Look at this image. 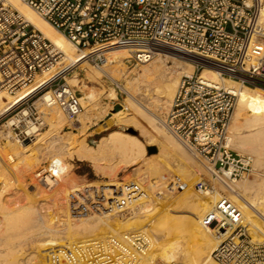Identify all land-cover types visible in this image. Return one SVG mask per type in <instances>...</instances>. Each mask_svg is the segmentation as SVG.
<instances>
[{"label": "built area", "instance_id": "2783aa9c", "mask_svg": "<svg viewBox=\"0 0 264 264\" xmlns=\"http://www.w3.org/2000/svg\"><path fill=\"white\" fill-rule=\"evenodd\" d=\"M22 1L65 35L92 65L102 66L113 48L128 49L131 60L139 63L162 50L192 63L196 73L181 76L166 126L210 171L212 181L199 179L195 188L201 193L214 191L218 180L234 182L251 173L252 156L229 145L235 93L197 72L211 68L220 76L264 88L262 0ZM75 68L61 49L0 0V90L12 96L24 91L0 120L15 113L19 125L13 124L11 130L16 138L24 141L32 134L20 127L21 118H29L38 129L43 125L42 112L32 99L46 91L50 92L47 105H57L70 123L77 119L81 94L66 81ZM43 73L48 74L38 81ZM49 168L34 174L46 191L54 188L57 178ZM100 184L75 193L80 201L71 200L69 213L128 212L127 206L143 195L137 183ZM202 224L218 235L211 252L216 264H264V236L252 235L241 212L225 199L216 212L204 216ZM150 247V234L136 230L72 244L63 258L71 264H141Z\"/></svg>", "mask_w": 264, "mask_h": 264}, {"label": "bare ground", "instance_id": "6f19581e", "mask_svg": "<svg viewBox=\"0 0 264 264\" xmlns=\"http://www.w3.org/2000/svg\"><path fill=\"white\" fill-rule=\"evenodd\" d=\"M1 1L11 5L29 24L33 25L56 47L61 49L66 59L69 62L75 63L76 68L73 72L78 69L83 70L89 67L86 69L87 73L84 74L85 78L91 77L87 82L95 81L100 83V80L107 79L111 81L112 84H107L106 90H103L100 87L88 85L87 82L85 83V87L81 84L82 81H78L77 83V80L73 77L69 80L66 78L70 86L73 88L76 87L80 91L81 105L83 102H91L97 105V110L104 116L111 110L110 101L118 99V95H120L123 100V107L113 114V116L118 119V122L125 121V123L130 122L134 124L139 128L146 142L157 141L151 132L142 124L140 121L141 119L149 126L153 127V129H155V131L174 149L173 152H171L167 147L165 148L160 144L158 153L155 157L146 155L144 165H147V170L150 171V174L158 176L156 180L141 181L143 175L142 172L139 171L140 167H138V169H135V171L129 174V176L132 175L131 181L126 182L128 181L126 180L124 182L127 184L136 182L142 189H148L149 187L147 186L150 183L151 185L154 183V186H156L155 188H160V192L168 194L182 184H179L180 181L175 179L171 174L174 171L178 172L179 168L174 170L173 164H178L181 160V162H186L185 168H181V170L183 169L182 171L179 169L182 174L183 171H185V175L193 178V180H195L196 177L200 179L205 178L207 181L210 180V171L206 164H204L202 160L199 162L195 160L197 156L194 155L181 140L171 133L166 126L169 107L181 76H190L195 72V66L192 63L178 62L180 61L178 60L179 54L169 50H162L161 53L155 54L148 62L139 63L131 60L128 49L113 48L106 54V61L103 65L98 67L88 63L83 55H81L82 52L81 54L80 52L78 53L73 43L65 35L54 29L24 1ZM261 19L264 21V0H262ZM167 59H172L171 65L166 64ZM129 61L132 62L133 66L129 65ZM113 67L118 68L117 72L113 71ZM200 71L198 74H200L203 79L223 84L236 95L234 109L228 124L229 145L239 153H247L252 156V170L254 169L255 172H252L251 178H243L245 177L243 176L234 182L218 180L216 182L215 191L221 193L229 191V201L239 206V209L245 217L253 224L252 225L246 220L249 223L248 231L258 237L260 236V234H258L259 231L264 232V88L220 76L217 71L211 68L204 67ZM47 74L48 73H43L42 75H38L37 80H42ZM23 92L24 91L12 96L0 90V115L8 111L16 101L15 98L22 95ZM49 99L50 92L46 91L38 100H40L39 103L42 113L47 114L48 121H54L55 119L61 118L62 115L57 107L50 108L55 104L47 105L45 101ZM82 111L78 115H80ZM23 113L25 114V111H23ZM16 121H18V119L11 117L6 123L12 126ZM23 128L27 133L32 134H30V137L26 138L27 140L24 142L17 138L20 146L11 145V152L9 153L4 152L3 148L0 146V159L3 160V164L0 163V264H31V260H33L32 258L34 256L26 252V250L29 249L26 245H32L34 241H36V245L40 241L41 244H38L42 245L43 243V246L45 245L44 247L46 248L55 246V250L53 251L52 248L53 252H50L54 254H52V257L55 256V258L53 257L55 259L54 264H71L68 263L67 260H64L63 253L70 250L72 244L86 243L97 239L95 233L99 228V218L101 217L99 216V218H97L96 214L89 211L88 214L82 217L80 216L81 218L84 217V224L82 226V223L79 224L78 220H75L74 216L69 213L71 201H64V197H61L63 198H60L61 200L59 199V192L63 190H60L61 185L59 187L56 183L53 189L46 191L42 186L37 184L36 180L35 182L34 180L31 182L30 180L29 182L27 181L34 167H37V170L42 169L43 171H47L46 168L39 165L40 159L38 160L36 156L38 149H42L41 144L43 142L41 143V141H43L46 134L39 132V129L31 120L27 122V127ZM114 133L113 135L110 134L111 136L109 139L111 142L107 146L108 150H104L105 152L101 155H92L90 150L86 149L83 152L80 151L76 153L77 159L88 160L97 168V171L101 173V175L111 178L115 177L121 169H124L121 168L122 165L128 167L137 164L142 157L145 156L147 150H145L144 142L134 135L119 132ZM56 142L50 140V145L54 146ZM83 143L84 142H82V144ZM69 144L64 146V151L61 152L62 155L66 153L69 156H73L74 149H72ZM48 151L51 152L52 150L48 149L47 152ZM156 152L147 153L151 155ZM41 153L44 154L42 151ZM12 155L15 158H13ZM192 156L195 157V159ZM43 158L45 157H42V159ZM180 164L182 165V163ZM178 166L176 165V167ZM14 171L17 175L18 184H21L20 186L26 185L27 188H25L27 191L29 193L31 191L32 193L31 195L25 193V196L22 197L20 201L11 200L6 197L8 190L13 186L11 176ZM225 173L227 174L228 171ZM152 178H154L153 175ZM62 187L64 186L62 185ZM37 194L42 197L37 198ZM209 195L210 197H208ZM211 196L210 192H205L204 194L193 187L192 191L185 196L187 197L186 201L184 200L185 203L182 201L184 206L181 209L180 205V207L176 205L179 210L172 209L173 211L171 210L172 212L170 213L164 210L167 214L165 215L164 213V216L160 217L157 221L156 225L159 230L155 228L157 231L152 232L154 234L151 236V245L152 241L156 243L165 242L167 246L165 249L172 248L173 255L169 259L165 257L160 258V264L161 262L164 263L174 259H178L179 261L174 260L168 264H216L213 259V261L211 260V252L218 242V235L211 229L204 227L202 222L197 219L200 212L197 207L200 208L203 206L210 213L217 211L220 200L211 198ZM158 198H155V196L150 197L146 199L145 203L138 201V206L141 205L143 207L140 213L148 212L149 209L155 207L158 201H160ZM65 200H67V198H65ZM77 202H79V200L77 201L76 199L74 204ZM131 206L134 207L133 205ZM136 209L137 208H134L135 211ZM170 209L171 208H169L168 211ZM189 213L194 214L193 219H182V217H186L185 215ZM70 216L74 218L73 224L76 225L78 223L81 225L79 227H82L81 229L87 232L88 235H74L73 231L71 233V231L68 230L70 225L68 227L62 225L68 223V221L66 223H64V221L65 218ZM120 217H122L118 220L120 225V228H118L120 230L111 228L108 225L106 228L107 231L102 232V235H104L102 238L141 230L140 224L144 222L142 216H134L135 218H132V221L135 223L133 226H128L132 221L130 220L131 222L129 223V220L124 219V215ZM108 218V216H104L105 220ZM69 219H71V217ZM79 221L82 220L79 219ZM172 225H175L176 227L174 228L176 229H173ZM169 226H171L172 232H170ZM76 227H78V225ZM78 230L79 228L76 232ZM150 230L148 228V231ZM33 245H35V243ZM43 246H37L38 249L36 247L35 249L39 250L43 256L46 253L48 255V249L44 251ZM35 249H33V252H35ZM167 252L168 251L165 253L167 254ZM35 254L37 253L35 252ZM56 261L58 263H56ZM39 262H41V260ZM47 263H49V261Z\"/></svg>", "mask_w": 264, "mask_h": 264}, {"label": "rangeland", "instance_id": "374dc122", "mask_svg": "<svg viewBox=\"0 0 264 264\" xmlns=\"http://www.w3.org/2000/svg\"><path fill=\"white\" fill-rule=\"evenodd\" d=\"M78 53H79V51H78ZM80 54H81V52H80ZM178 60H180L178 62H188L187 60H184V59H178ZM129 62H130L129 65L133 66L132 62L131 61H129ZM166 64L167 65H171L172 64V59H167L166 60ZM88 68H86V69H88ZM86 69H83V70L78 69V70L74 71L73 73H71V75L69 77H67V80H69L71 77H73L74 79L77 80V83H78V81H82L81 84L85 86V83L87 82V80L91 79V77L90 78H85L84 77V74L87 73ZM117 69L118 68L113 67V71L114 72H117ZM204 70H208V69H204ZM197 74H198V72H197ZM100 83H102V84H100ZM100 83L99 82H95V81L87 82L88 85L97 86V87L102 88L103 90H106L107 84H112L111 81H109L108 79L107 80H100ZM74 89H76L80 93V91L76 87H74ZM12 99H14V98H12ZM38 99H37V97H35L34 99H32V101L35 104H37L39 106L40 110H41V106H40V103H39L40 100H38ZM110 103H111V110H109V112L107 114L102 116L99 113V111L97 110V108H96L97 105H94L91 102H83L82 103L83 111H82V113L80 115L77 116V119L73 123H70V122H68L65 119V117L63 116V114L61 113V111L59 110L57 105H53L50 108L57 107L58 110L60 111V114L62 115L61 118L55 119L54 121H48L47 114H43L42 113L43 125L41 126V128H39V132H41L42 134H46V135H45V138L43 139V141H41V143L43 142L41 144V148L42 149H38V151L36 153V156H37L38 160L40 159L39 160V165L40 166L46 168V170H47L48 167H50L49 169H50L51 173H54V175H56V177H57L56 178V181H57L56 183H57V185L59 187L61 185V189L60 190L63 189L61 192H59L60 193L59 194L60 195L59 199L61 197H64V201L68 202V201H71V199H72L74 201V203H75L76 199H77V201L78 200L80 201V197H78L77 195H74V194L75 193L78 194V192L80 193V191L82 189H85L87 187L97 186L99 183H102L100 185L109 187V186H114V185L117 186V185H121V184H124L126 182H129V181H131V177H132V175L129 176V174H131L132 171H135V169H138V167H140L139 171L142 172V175H143L141 177V181H145V180L154 181V180H156L158 178V176L156 175L157 176L156 177V176H154V174H150V171L147 170V165H144V162H145V159H146V155L155 157L156 154L158 153V148H159L160 144H162V146L165 147V148L167 147L171 152H173L174 149L168 144V142L162 136H160L155 131V129H153V127L149 126L145 121L140 119L142 124L151 132V134L156 138V140L158 142L157 141L146 142L144 136L141 135V132H140L139 128L136 127L134 124H132L130 122L125 123V121H119L118 122V119L116 117H114L113 114H114V112L118 111L119 109H121L123 107V105H122L123 100L120 97V95H118V99L111 100ZM41 112H42V110H41ZM14 114L15 113H11V114L7 115L6 117H4L3 119L0 120V146L3 148L4 152H8V153L11 152V150H10L11 145L14 144V145L20 146L19 145V141L17 140V138L11 132V125L6 123V121L9 118H11V116L14 115ZM12 117L18 119L16 116H12ZM26 120H27V122L30 121L29 118L28 119L27 118L26 119H24V118L20 119V124L22 125L21 127H27ZM15 124L19 125V120L16 121ZM24 124H25V126H24ZM80 130H82V131H80ZM114 132H117V133L119 132V133H124V134H128V135L137 136L138 138H140L144 142L145 150L146 149L147 150L145 152V156L142 157V159L137 164H135L133 166H128V167L126 165H122L121 168H124V169L120 168L121 170L117 173V175L115 177L111 178V177H108V176L105 177V176L101 175V173H99L97 171V168L94 167L88 160H86V159H84V160L77 159V154L76 153L80 152V151L83 152L86 149H88V150H90L92 155H95V156L101 155L103 152H105L104 150H106L107 146L110 144L111 141H110L109 137L111 135L115 134ZM71 133H73V134H71ZM25 140H27V139H25ZM50 140L53 141V142L54 141L55 142L58 141V142H56L57 144L55 143L56 145L54 144V146H51L50 145ZM24 141H22V142H24ZM81 141L84 142V143L82 144ZM68 144H69L70 147H72V149H74L73 156H69L66 153H64V155H62V153H61V152L64 151V146L68 145ZM148 147H152L154 149L148 151ZM50 148H52V149H50ZM48 149L52 150V151L51 152H49V151L47 152ZM41 151L44 154H42ZM147 152L148 153L156 152V153L149 155ZM40 153H41V155L39 156ZM52 156H54V157H52ZM42 157H45V158L42 159ZM13 158H15V157L13 156ZM193 158L195 159V157H193ZM54 159L57 160V161H55ZM195 160H197L199 162L201 159H200V157L197 156V158ZM181 161L178 163L179 166H178L177 163L173 164V169L174 170L177 169V168H179L180 170H181V168H183V169L185 168L184 166H186L185 165L186 162L185 161L181 162ZM0 163L3 164V160L2 159H0ZM48 163H49V165L46 167V165ZM180 163H182V165ZM204 164H206L205 161H204ZM176 165L178 167H176ZM37 169H38L37 167H34V169H32V171L30 172V176L27 179L28 182H29V180H30V182L32 180H34V182H35L34 173H35V171H37ZM179 169H178L179 173L177 171L176 172L174 171L171 174L174 176L175 179L180 181L179 184H181V183L182 184L179 185L177 188L173 189L172 191H170L168 194L160 192V190H159L160 188L159 187L155 188L156 186H154V183L152 184L153 186L150 183L147 186V187H149L148 189L147 188L146 189H142L144 193L141 196L142 198H140L141 201H139V202L145 203L146 199H148L150 197H153V196H155V198L159 197L158 199L160 200V201H158V204L155 205V207H152L151 209H149L148 212L146 211L147 213L146 212L140 213L142 211L143 207L141 205L138 206V203H137L138 201H136L135 204H137V205L133 204L134 207H132L131 205L127 206L126 210L128 212H112V213H108V214L96 215L97 218H99V216L101 217V218H99L101 223L99 222V224H98L99 228H98V230L95 233V236L97 237V239H101L102 237H104V235H102L103 234L102 232H106L107 231L106 228H107L108 225L111 228H114V229L116 228V230H120L119 229L120 225H119V221L118 220H120L122 218V217H120L121 215H124L125 217H127V218L124 217V219L129 220V223L132 221V218L134 216H142L144 222L142 221L143 223L140 224V228H141V230H144L145 232H149L150 236H152L154 234L152 232H154V231L156 232L157 230H159V228H157L158 226L156 225L157 221L159 220V218L164 216L165 211L170 213L174 209H178L179 210L178 207H180V206H181L180 207V209H181L184 206V203H185L184 200L186 201V198H187L185 196L188 195L192 191V188L195 187V183L200 179V178L196 177L195 180H193V178L189 177L188 175H185V171H183V174H182L181 171L183 169L181 171H179ZM252 172L253 173L255 172L254 169L251 171V173L249 175H245V177H243V178H247V177L251 178L252 174H253ZM152 175H153L154 178H152ZM129 177H130V180H129ZM11 178H12L11 181L13 180L12 181V183H13L12 185L13 186H12V188L10 190H8L6 197L10 198L11 200H15V201L19 200L20 201L22 199V197L25 196V193H28L30 195L32 194L31 191H30V193L27 191V189H26L27 186L26 185L25 186L24 185L20 186L21 184H18V179H17V175H16L15 171L12 173ZM14 178H16V179H14ZM209 178H210V176H209ZM126 180H128V181H126ZM204 180H206V179L204 178ZM124 181H126V182H124ZM211 181L212 180L210 178V180L207 181V182H211ZM134 183H136V182H134ZM62 185L64 187H62ZM150 188H151V191H150ZM209 192L212 195L211 198H217L220 201L225 199L227 202H229L233 206H235L236 209L241 212V214H242V216L244 218V221L247 224V227L249 226V223H251V221L247 217H245V215L239 209L238 205H235L231 201H229V198H228L229 197L228 196V192L229 191L221 193L219 191L217 192V191L214 190V191H209ZM151 194H153V195H151ZM70 195H73V196H70ZM36 197L40 198L42 196H39L37 194ZM206 197H207V195H206ZM208 197H210V195ZM65 198H67V200H65ZM61 199H63V198H61ZM134 208H137L138 210L136 209V211H135ZM169 208H171V209L168 211ZM197 209L200 210V212H199V214L197 216V219H199V221L202 222L204 216L206 214L210 213V212L207 211L203 206L200 207V208L197 207ZM52 211H55V210H52ZM166 214L167 213H165V215ZM190 214L191 213H189L188 215H185L186 217H184V218L182 217V219H185V218H186V220L193 219L194 218V214L193 213L191 215ZM73 216H74L75 220L77 219L78 223L79 224L82 223V226H83V224H84L83 218L84 217L81 218L82 217L81 215H73ZM104 216H108L109 218L107 220H105ZM70 217H71V219H69ZM70 217H67L68 220H67V218H65L64 223H66L67 221H68V223L62 224V225H66L67 227L70 225V227H68L69 228L68 230H70L71 233L73 231L74 235L75 234L77 236H80V235L84 236V234L88 235L87 232H85L84 230L81 229L82 227L81 228L79 227L81 225H79L78 223L77 224L75 223L76 225H74L73 224L74 223V218H72V216H70ZM79 219L82 220V221H79ZM246 220H248L249 223ZM75 222H77V221H75ZM71 225H73L75 228L73 226H71ZM77 225H78V227H76ZM129 225L133 226V225H135V223L132 221L130 224H128V226ZM172 227H173V229H176V228H174V227H176L175 225H172ZM76 228L77 229L79 228V230H80V231L79 230L77 231L78 233L76 232V230H77ZM148 228H149V230L151 229L153 231H151V230L148 231ZM155 228H157V230ZM168 228H169V230H171V226H169ZM74 230H75V232H74ZM81 230H82V233H81ZM170 232H172V230ZM258 234L264 236V232L263 231L262 232L259 231ZM252 235L256 236L255 234H252ZM94 240H96V239H94ZM151 240H152V237H151ZM34 243H35V245H33ZM38 243H40V241ZM38 243L36 245V241H34L33 244L31 243L33 246L30 245V244H29V246L26 245L27 248L29 247V249H27L26 252L28 254L30 253L29 255L34 256L32 259L35 260V261L31 260V264H34V263L35 264H45V262H46V264H54L55 263V259H54L55 256H53L54 257L53 258L52 257L53 253H50V252H53L55 250V246H52V247L49 246V247L46 248V247H44L45 245L43 246V243H42V245H39ZM48 245H46V246H48ZM37 246H39V247L43 246L44 247V251H46V249H48L47 252H49L51 257L49 256V254L47 255V253L43 256L40 253L39 250L35 249V247L38 249ZM166 247L167 246H166L165 242H157L156 243L155 241H152L151 249L146 254V256L143 258V261H142L141 264H160V262H159L160 258H162V257H165L166 259L171 258L172 255H173V249L172 248L165 249ZM52 248H53V251H52ZM33 249H35V252L37 254H35V252H33L34 251ZM49 250H51V251H49ZM166 251H168L167 254L165 253ZM39 254H41V255H39ZM46 256H48V257H46ZM40 260H41V262H39ZM53 260H54V262H53ZM174 260L175 261H179L178 259H174ZM174 260H171V261H174ZM211 260H212V258H211ZM48 261H49V263H47ZM171 261L164 262V263L161 262V264H168ZM56 263H58V262L56 261ZM180 263H182V262H180Z\"/></svg>", "mask_w": 264, "mask_h": 264}, {"label": "water", "instance_id": "95a60500", "mask_svg": "<svg viewBox=\"0 0 264 264\" xmlns=\"http://www.w3.org/2000/svg\"><path fill=\"white\" fill-rule=\"evenodd\" d=\"M152 149H154V148H152V147H148V151H150V150H152Z\"/></svg>", "mask_w": 264, "mask_h": 264}]
</instances>
